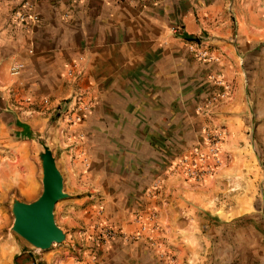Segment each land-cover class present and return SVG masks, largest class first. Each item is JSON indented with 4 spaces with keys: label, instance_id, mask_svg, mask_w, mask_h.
Instances as JSON below:
<instances>
[{
    "label": "rangeland",
    "instance_id": "rangeland-1",
    "mask_svg": "<svg viewBox=\"0 0 264 264\" xmlns=\"http://www.w3.org/2000/svg\"><path fill=\"white\" fill-rule=\"evenodd\" d=\"M201 45L177 35L114 73L117 87L107 77L96 97L77 90L34 111L49 126L35 162L50 152L63 180L47 249L14 230V206L37 201L44 176L19 198L0 141V264L10 253V264H264V103L231 106L236 89Z\"/></svg>",
    "mask_w": 264,
    "mask_h": 264
},
{
    "label": "crops",
    "instance_id": "crops-1",
    "mask_svg": "<svg viewBox=\"0 0 264 264\" xmlns=\"http://www.w3.org/2000/svg\"><path fill=\"white\" fill-rule=\"evenodd\" d=\"M25 2L37 22L15 17ZM182 34L199 39L207 68L236 89L231 106L246 110L253 96L264 103V0H0V141L17 159L12 181L0 173V200L8 181L19 198L41 183L35 159L49 126L34 111L77 90L96 97L107 77L117 87L114 73L134 70L150 46ZM17 62L24 68L14 75Z\"/></svg>",
    "mask_w": 264,
    "mask_h": 264
},
{
    "label": "water",
    "instance_id": "water-1",
    "mask_svg": "<svg viewBox=\"0 0 264 264\" xmlns=\"http://www.w3.org/2000/svg\"><path fill=\"white\" fill-rule=\"evenodd\" d=\"M41 159L44 192L33 203H16L14 230L37 249H47L61 237V232L55 224L54 211L57 203L64 197V192L63 180L54 165L50 152L47 151Z\"/></svg>",
    "mask_w": 264,
    "mask_h": 264
},
{
    "label": "built area",
    "instance_id": "built-area-1",
    "mask_svg": "<svg viewBox=\"0 0 264 264\" xmlns=\"http://www.w3.org/2000/svg\"><path fill=\"white\" fill-rule=\"evenodd\" d=\"M32 6L30 3H27L25 2L23 4V8L21 11H18L15 15V17L21 21L22 23L26 24L27 22H37L38 21V17L31 14L30 13V10H31ZM182 31V30H180ZM173 32L174 33H178L179 32V29L176 28V27H173ZM24 68V64L23 63H20V62H17L15 63L13 66H12V73L14 75H19L21 73V71L23 70Z\"/></svg>",
    "mask_w": 264,
    "mask_h": 264
},
{
    "label": "trees",
    "instance_id": "trees-1",
    "mask_svg": "<svg viewBox=\"0 0 264 264\" xmlns=\"http://www.w3.org/2000/svg\"><path fill=\"white\" fill-rule=\"evenodd\" d=\"M184 39L190 42H199V39L188 36V35H184L182 34ZM27 258L24 257V254H18L15 256L14 258V264H24L26 263Z\"/></svg>",
    "mask_w": 264,
    "mask_h": 264
}]
</instances>
